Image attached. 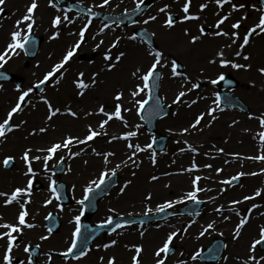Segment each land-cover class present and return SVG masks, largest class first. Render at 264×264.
Masks as SVG:
<instances>
[{"label": "snow or ice", "instance_id": "1", "mask_svg": "<svg viewBox=\"0 0 264 264\" xmlns=\"http://www.w3.org/2000/svg\"><path fill=\"white\" fill-rule=\"evenodd\" d=\"M59 0H48V3L51 7L56 8L57 12H61L62 10L57 6ZM209 2H213L217 6V11L215 15L217 19L215 20L214 24L211 26L214 30L209 31L208 27L201 23L198 25V34H192L189 28L184 29V35L189 38L190 44H197L201 41L203 37L211 36L212 38H220L224 37L227 38L221 46L217 48L214 54L207 60V64L209 66L218 65L219 68H231L235 70H251L253 65L251 63H241L238 62L237 59L239 58L243 61H249L251 59L250 54L246 52V47L250 45L251 38L253 36H260L264 34V7L257 9L260 11V15L258 18V22L253 24L252 26L248 27L243 34H241L240 29L242 27L243 21L248 18L247 13L245 12L241 15L238 19L231 23L230 28L231 31L225 30L221 27V25L225 24L226 21H229L232 14L234 12H239L242 9L246 8L245 3H235L233 0H205L199 5V11L197 13H193L190 11L192 0H183L181 11L183 12V16L177 17L175 13H173L171 9V5L169 3H164L162 7H159L156 11L155 15H148L147 18L143 19L142 23L144 25L149 24L150 22L157 21L158 17L163 14V26L166 29H173L177 23H184L188 21H199L201 19L200 13L204 12V10L208 7ZM6 0H0V13L4 12V5ZM261 3L264 4V0H261ZM230 5V9L228 12L221 14V11L225 5ZM110 5V0H101V3L95 5L98 8H104L105 6ZM145 0H136L135 4V12H142L144 10ZM255 9L256 5H252ZM38 8V0H31V2L25 6L24 14L14 22V30L10 31L9 39L3 49H0V68H3L4 64L8 62L12 56L20 55L21 51H25L27 46L30 43H34L32 39V34L34 30V26L36 25L37 21L35 19V12ZM125 13L128 12V9L124 10ZM89 13V18L86 23H84L78 32L70 33L72 35H77L79 38L66 50L63 54L61 59L54 63L51 67V70L46 72L43 76V79L39 80L38 83L34 86L38 89L41 93L44 91V88L41 87L42 85H46L47 82L54 80L55 82L59 83V78L64 75L66 71V65L71 60V58L76 53L77 49L81 46L82 43L85 42V33L87 32L89 25L92 23L91 17L99 16L100 13L93 11V8L89 7L87 9ZM109 19H113L109 17ZM122 19V18H121ZM72 24L74 23V19L70 18L67 11L63 12V15L56 14L52 17L50 24L53 29L51 34L49 35V40H55L60 36V26L62 24ZM133 23H138V21H133ZM110 27L109 24H104L102 28H100V32H104L105 29ZM142 36L145 39V42L148 45L147 48V55L150 57L149 64L144 67H136L134 71L130 73L131 77L133 78V85L131 88L127 89L128 95L130 100L127 102L131 105L128 107L125 103H123V99L125 96L126 89L121 88L113 93V107L111 110L106 109L105 104L100 103L98 104L97 108L94 111H84L83 115L85 117L92 116V115H102L105 117L104 119L100 120L96 127H93L92 124H88L86 126V131L83 137L79 135H73L71 133L61 137L59 140L52 142L50 145L46 147H37L35 148L36 153H41V155L33 154V148L25 147L21 159L24 163L25 170L23 171V176L26 178L25 183L22 186H15L11 192L0 191V197H3V204L5 206L11 205L16 203L19 206V211L16 216V222H3L0 223V240H5V244L0 246V264H14L17 261L16 256L14 255V249L20 246L19 237L23 235V231L25 228L33 229L37 227L35 223L29 222L27 217H29L30 213L27 208V205L31 203L32 200V193L34 187V180L38 175V171L34 169L33 163L36 161L42 162L43 172L47 175L51 172L49 167V162L53 161L56 158L57 153L64 151L67 153L69 159L81 156L85 153V148H80L79 151H73V147L77 145L88 146L89 142L95 141L97 137L100 136H108L106 131V126L109 124L110 121L113 119L118 120L122 123L125 129H130L126 131H122L118 136L112 135L109 137V143L112 141H124L126 149L128 150L126 153V158L122 159L120 163L116 164L112 168H108L107 166L112 163L111 157H114L116 154L114 151H97L95 147L91 148V152L93 155L97 157H101L103 163V169L99 172V175L96 179L88 180L87 184L84 186L83 189V197L80 200H77L76 203L80 205L79 214L74 215L71 220H69L70 224H74L73 231L71 233V238L68 246L58 253L59 256L63 257L65 261L68 260H76L79 261L80 259L86 257L91 249L87 245L88 237L84 238V241L81 242V234H82V222L81 219L84 216L85 208H86V201H89L91 196L90 194L98 192L102 190V186L106 183H111L112 178H115L117 175L118 169L122 166L127 167L131 164L133 167H139V163L137 162L136 157L139 153L151 150L153 144L155 143V138L152 139V142L147 143L145 145H141L139 143H134L133 138L138 136L139 129L141 127L140 124L136 125H129L128 119L123 115V113H127L135 110L136 115L139 117L140 120H145L146 117L144 115L145 112H148L147 119L151 120L154 116H162L167 117L168 111L165 108V104L163 103V98L159 96L153 95V90L158 89L159 84L155 83L158 82L163 73L158 70L163 69L165 67L170 66V77L171 78H178L179 88L174 96L172 101L175 105H184L191 108L195 105L199 100L208 99V97L196 94L195 98H188L189 93H195L197 89L201 87L200 77H193L191 76L184 68V65L179 63L176 58H172L171 60L165 55L162 49L152 47V39L151 37L155 36V33H149L147 29H142ZM95 38V37H93ZM121 37H116L114 42L111 44L110 48H115L119 43ZM131 40L137 39V34L133 33L132 36L129 37ZM239 42V43H238ZM103 44V41H100L99 44L96 45L97 48ZM233 45L236 46V49L233 52V56L235 58H229L226 54V49H232ZM125 52H119L115 57V61L119 63L122 58L125 57ZM104 60L107 63V69L111 71L116 65L112 63L113 57L111 55V51L108 50L104 53ZM201 74L206 72L204 67L199 69ZM256 71L261 75L264 76V66H259L256 68ZM84 73L81 72L78 74V78L73 81L75 88L77 89L78 96H84L85 91L89 89L90 85L94 86L97 81L95 79V74L93 78L89 82H85L83 79ZM0 78L4 77L3 73H0ZM208 82L212 85H216L220 81L225 80V73L224 72H217L215 77H207ZM155 81V82H154ZM229 84L232 81H228ZM2 87V85H0ZM17 89L20 90V85H17ZM33 92V87L27 88V90L20 91V94L13 106L10 107L8 112L6 113V117L0 120V143H4L8 139V135L17 131L24 126L27 121L20 120L18 123L13 122L14 114H19L24 111V107L29 102L26 98H29L30 93ZM143 94V95H142ZM215 99L212 100L211 105H209L205 111H200L198 114L193 115L192 119L189 121L186 127H182L179 130V135H192L193 132H202L204 127H210L213 122H215L219 117L217 113L222 112L224 109L221 107V96L219 92L213 94ZM139 97V98H138ZM40 100L46 106L47 113H46V121H53L55 117L58 115H67L75 119L80 118V113L76 110H73L71 106L64 107L63 111L60 107H55L45 96H40ZM227 102L231 104L232 98L227 97ZM154 101V103H152ZM151 105V106H150ZM35 107V105H33ZM170 107V106H169ZM175 115V113H173ZM207 119L206 124L202 125V121ZM249 119H258L259 126L262 129L258 132V137L261 142V145H264V113H261L259 116H255L253 113H248ZM238 120H232L231 125L238 124ZM54 125L45 124L44 126L40 127H33L29 132L28 135L35 136L38 134L47 133L49 127H53ZM99 129V130H97ZM171 132L172 130L169 129ZM183 144L186 147H182L179 151H191L193 153L198 152V148L193 146L187 140L183 141ZM215 149V154L211 152H205V156L211 155L213 159L216 158L217 154L224 153V148L216 147L213 145ZM228 156L232 157L233 159H248V160H255V161H262L264 162V152H261L258 155L254 156H245L242 157L240 153H228ZM16 157L14 155H5L2 160H0V164L7 169L14 163ZM151 163L155 165L157 163L156 160V153L152 152L151 155ZM65 160V156H59L58 160L56 161L57 165ZM85 164L88 163L87 160L84 161ZM225 164L230 163L228 159L224 160ZM200 165H198L195 160L192 161L191 165L188 168L181 169L183 172H193L199 171ZM204 168L211 169L213 166L212 164H204ZM69 172L71 171V167L67 169ZM215 173L219 175L223 168L216 167L214 169ZM264 173V167L257 172H237L235 175H232L228 178L220 180L218 183L220 185H226L228 187L234 186L236 183H239L241 177L243 176H256L258 174ZM135 175V173H133ZM164 175H170V173H164ZM209 177H202L201 175H196L191 180V190L185 192L181 197L176 200H165L162 204L157 205L155 208V212L157 213H164L167 209L173 208L176 204L183 203L185 201H191L194 204H201L202 201L199 198V193L202 192H212L213 189L211 187H201L199 182L202 179H208ZM152 181L159 180V177L156 175H152L150 177ZM131 181H125L124 184L119 188L120 194H124L126 189L128 188ZM243 185H241L242 187ZM62 188L63 185H58L56 179H52L49 176V185H48V192L49 197L43 201L44 206H48L53 202V200H60L61 193L58 190ZM75 185H72V188L75 189ZM167 187V185H166ZM227 189L225 187H220L218 195L222 194ZM264 193V188H257L251 195H243L241 199H233L229 201V207L227 211L229 213H234L238 217V222L235 224L233 232H232V239L236 241L241 238V234L245 226L249 223L253 210H257L262 205L257 203H252L250 207L246 209L244 213L240 211V209L236 206L244 203L245 201H252L255 200L256 197H260L261 194ZM145 201H150L152 199V193L149 192L144 197ZM209 201L214 202L216 200L215 196H209ZM58 207L63 210L62 205H57ZM110 212H114V209H109ZM226 211L225 206L223 204L218 205L214 212L222 217L224 221H228L231 219L230 215H224ZM153 212L152 208H147L144 215L147 216L149 213ZM197 215L199 213H196ZM259 215L264 216V212L258 213ZM52 217V213H48L47 216L44 217L45 220H50ZM2 219V217H0ZM133 223L132 220L126 219L122 224L117 223L115 227L111 228L112 232H115L116 229L122 228L123 226ZM143 223V221H141ZM196 223L195 220H190L188 224L183 228H174L172 231L166 233L165 238L162 240L161 244L154 248L152 252L153 257V264H166L169 256L171 254H175V245L174 240L176 238H183L184 234H187L188 229L192 226V224ZM113 224V217L109 216L107 219L100 223V227L111 226ZM159 227V225H157ZM209 230L215 231L216 230V221L213 220L206 225L201 226V230L198 233V237H203L206 233H209ZM52 227H47V235H41L39 239L41 241L48 240L50 235L52 234ZM142 236L144 235L143 232L140 233ZM220 236H223V233H219ZM117 244V240L113 239L110 240L108 243L103 245H97L96 247L103 248L105 250L115 246ZM258 246L261 249H264V224L258 225V231L256 236L253 237L247 246V252L244 256H237L235 260L238 261V264H264V255H258L257 249ZM36 249L40 248V244H36L34 246ZM220 247L227 249L228 245L225 243L221 246L216 248H210L209 251V258H215L216 254L219 253ZM33 245L31 243H24L23 252L26 254V261L27 264H34V257H33ZM131 250L133 254L130 257L131 264H142L143 261V251L144 246L143 244H133L131 245ZM203 254L202 249H198L194 251L190 255V259L192 261H196L201 255ZM46 256V261L44 264H52L53 262V253L50 250L49 252L44 253ZM183 256V253H180ZM224 261L229 259L228 256H221ZM101 264H104L105 257H99ZM116 258L115 256H110L107 258L106 264H115ZM18 264H25V260H19ZM176 264H187V261L183 259H178Z\"/></svg>", "mask_w": 264, "mask_h": 264}, {"label": "rangeland", "instance_id": "2", "mask_svg": "<svg viewBox=\"0 0 264 264\" xmlns=\"http://www.w3.org/2000/svg\"><path fill=\"white\" fill-rule=\"evenodd\" d=\"M8 1L9 0H6V3L4 6L7 10H10L11 7L9 5H7ZM40 1H44L48 6H50L48 3V0H40ZM70 1L71 2H78L85 7H91V8H94L95 4L101 2V0H70ZM156 1H160V0H154L152 7L156 6ZM196 1H197V3L205 2V0H192V5L190 8V11L193 13H197V11L195 10V8L198 6L197 4L195 5ZM30 2H31V0H27V1L23 2L22 7L24 8V12H25V6L27 4H29ZM237 2L238 1H236L235 3H237ZM129 3H131L130 8L127 6H124V7H119L118 9H114L116 7L115 5H111V6L109 5L106 7L107 11L106 10H104V11H106V13H107L108 11L111 12L114 9L113 13L111 12V14H113V15L122 14L125 12L124 11L125 9H128V11H130L133 4L135 6L136 0H129ZM182 3H183V0H181L179 2L180 9H181ZM252 5H256V8L253 9L251 14H249L248 18L245 21H243V22L247 23V26H246L247 28L258 22L257 20H252L251 17L254 14H258V15L261 14L260 11L257 10V9L262 8V6L259 4V1L258 0H252ZM57 6L62 10L61 12H59L60 15H63V12L67 11L69 17L73 18L74 21H77V25L75 27H73V29L71 30V33L78 32L80 27L83 25V19H78L76 14L68 11L63 4L62 5L58 4ZM162 6H163V4L160 5V7H162ZM49 8L53 11L51 15L58 14L56 8H53L51 6ZM151 8H150V10H148L149 12L147 11L145 13V15L152 12ZM171 11L173 13H175L178 18L183 16V12L181 14H179L173 10H171ZM244 13H245L244 9L240 10L239 12H234L232 14L229 22L230 23L234 22L236 19H238ZM36 17L37 16H36V12H35V18ZM163 19H164L163 14H161L160 20H159L160 21L159 24L161 26H163ZM214 22H215V20H214ZM214 22L209 21L208 23L205 24L208 27L209 31L212 29L211 26L214 24ZM179 24H182V23H177L176 26ZM199 24H201V23H199V21H193V23L190 24V25L194 26L197 33H198V25ZM103 25H104V23H102L99 20H92V23L89 25V28H88L87 32L85 33V38H86L85 42L83 44H81L79 49H77L78 52L76 53V56L73 58L76 63H84L82 66V69H84V71H86L87 73L92 71L91 69H93L95 60L97 58H100V57L104 58V53L108 50H110V51L112 50V48H110V46L114 42L115 38L121 37V35L115 34L113 32L114 29L123 30L125 33H127L128 39L130 36L133 35L135 29H147V31L149 33L154 32L153 30L149 29L147 26H145L142 23H141V25L138 23H135L134 26H130V27H126V28L121 27L117 24H113V25H110V27L108 29L104 30V32L101 33L99 30H100V28L103 27ZM176 26H175V28H173L171 30L167 29L164 31L167 33H169V32L173 33V31H176ZM69 27H70L69 24H66V23L62 24L60 26V32L65 33ZM188 27H189V25H188ZM246 27H244L245 30L247 29ZM244 29L241 27V29H240L241 34H243V32L245 31ZM98 34H100V35L98 36ZM32 35H34L35 37H41L43 39V42L41 44V46H42L44 43V40H45V38L42 36V34L35 33L33 31ZM71 36H72L71 41L69 43L70 45L67 48H69L79 38L77 35L71 34ZM93 37H95V38H93ZM254 38H255V36H253L251 39H254ZM129 40L134 43V46L143 47L147 51V48L142 45L140 40H138V39H136V40L129 39ZM154 40H155V48L162 49V50L166 51V49L164 48V44L161 41H159L158 36L156 34L154 36ZM100 41H103V44H101L100 47L97 48L96 45L99 44ZM169 49L167 50V52L169 54H172L173 53L172 49H170V50ZM235 49H236V46L233 45V48L230 49L228 52H226V54L229 56V58H235L232 55ZM65 50H67V49L62 50L55 58H53L52 60H49V63H47V64H42V62L39 60V54L38 53L34 59L28 60L25 57L23 51H21L19 57H17L16 62H14L13 65H12V61H11L9 64H6V65L4 64L3 68H0V70L22 76L25 80L23 89L27 90V88L32 87L33 85L37 84L39 80L43 79L44 74L46 72H48L49 70H51V67L53 66V64L58 62L61 59ZM176 59L178 60L179 63L184 65V68L187 71L188 69L185 66V61L183 59H179V58H176ZM235 59L238 60V58H235ZM169 60H171V59H169ZM238 62H239V60H238ZM205 63L206 62H203V61L202 62L197 61V65L194 66L193 72L191 73L190 70H188L189 72L188 71L187 72L193 77H200V81H205L209 85L208 87L210 90H209V92H207L208 99L198 101L200 103H203V102H207V103H203L206 105L204 107H201V108H197V109L190 108L189 111L187 112L188 113L187 117L184 118V122L179 121V122L175 123L176 125L174 126V129H172V131H176L177 134H179V130L182 127H186L188 125V123L192 119L193 115L198 114L200 111H205L206 108L209 105H211L212 100L215 99V96L213 94L216 93L217 90L213 86H211L212 84L208 82L207 77H213L214 78L217 72H224L225 74L228 73V72H226V70H227L226 68H219L218 70H212V71L206 70V72L204 74H201L199 69L201 67H204ZM144 67H146V65L142 66V68H144ZM82 69H78V74L81 73ZM165 70H170V66L165 67L163 69H159V71H161L163 74H164ZM229 74L231 76H233V78L235 80H237V83H238L236 90H234L231 93L234 96L240 98L245 104H247V106L249 108V112L253 113L255 116H259L261 113H264V87H262V84L257 81L256 76H253V75L249 76L250 72L242 70V69L241 70H234L233 69L232 71H229ZM63 78H64V75L59 78V81L63 80ZM162 83H163V76L161 77V80H160V95L163 98L164 104L170 106L171 111L169 112L167 118H165V119L162 118L156 124V134L157 135H164V134L168 135L169 136V142H168L167 148L164 150V152L156 153V160H157L156 166L158 165L159 159H163V160L166 159V161H169V160L175 161V159H176V157L173 156L175 153L174 143H173L174 138L172 137V135H170L169 129L173 126V124L171 123L172 121H174L173 113L176 114V109L173 108L174 104L172 103V100L174 99V96H175V94L179 88L180 81L178 78H172L171 87L173 89L171 90V94L169 96L170 99L165 98L163 96L162 90H161ZM0 85H2V87H0V120H2L3 118H5L6 113L10 109L11 105L15 104L20 93L14 87H13V89H11L9 87V84H0ZM251 85H254L255 90L253 88H251ZM63 88L64 87H62L59 83L55 82L54 80H51V78H50L49 85L44 89V91L41 94L34 95V94L30 93L29 103L24 108V111L22 113H19V114H14V116H13V122L18 123L20 120H25V121H27V123L24 126H22L21 129L14 131L13 133H10L8 135V139L6 142L0 143V160H2V158L5 155H14L16 157V159L20 158L25 147L33 148V154L41 155V153L35 152V148L46 147V146L50 145L52 142L59 140L61 138V137H57L56 134L53 133L55 130H53L52 128H54L55 126L56 127L65 126V127L75 129L74 135H79L82 138L83 135L85 134L86 126L89 123L92 124L93 127H96L98 122L105 118L102 115L95 116V117H94V115H92L94 117L93 120H90V122L85 123V124H81V125L78 124L79 126L76 123H71L70 120L73 121L76 119L72 118L70 116H67V115H58L57 117H55L53 119V121H46L45 117H46L47 109H46V106L43 103V101L40 100V96L47 97V99L55 107H60L62 109V111H63L64 107H66V106H71L73 108V110L77 111V107H75V105L72 104L73 102L71 100L68 101L67 93L65 92V90ZM119 89L120 88L118 87V88H113L112 90H109V89L103 90L102 98L105 99L106 97H112L113 93ZM76 93H77V89H75V92L73 93L72 96H74V94H76ZM95 93H96V90L91 93V95H93V98H91L88 101V103L91 105L92 108L96 109L98 104L102 103V98L100 96H95ZM196 94H199L198 89L195 91V93H189L188 94L189 96L186 99L195 98ZM2 96H4V97H2ZM203 96H205V94H203ZM33 105H35V107H33ZM109 108L110 107L106 106V109L111 110V108L110 109ZM248 113L247 114H241L240 112L237 113V112H232V111H229V112L228 111H225V112L222 111V112H219V116H221L222 118H224L227 121L228 127L235 128L237 126L240 127L243 122H246L248 120H252V119H249ZM134 115L135 116L131 117V120H132L134 125H136V124L141 125V127L139 129L140 140L138 143L143 146L147 143H150L152 141V139L155 138V136L147 135L146 132L144 131L143 125H142L139 117L136 115L135 111H134ZM234 119L238 120L239 123L236 125L230 126L232 120H234ZM253 119H255V118H253ZM255 120L258 121V119H255ZM45 124H50V125H54V126L52 128L49 127V129L50 128L51 129L48 130L47 133L38 134L35 136L28 135V132L33 127H40V126H44ZM71 124L74 126H72ZM116 124H119V126H122V123L118 120H115V119H113L112 121L109 122V124L106 126V131L108 134L115 129V127L117 126ZM202 124H203V122H202ZM241 127H243V126H241ZM54 129H56V128H54ZM77 129H79V132ZM209 129L210 128H208V127H204V130L202 132H193L192 135H187V134L181 135L185 140H187L193 146L197 147L198 148L197 153H200L199 159H198V157L195 156L196 158H191L190 160L187 159L186 161H183V164L180 165L181 169L188 168L191 165L192 161L195 160V162L198 165H200L201 167H200L199 171H193V172L198 173L202 177H209V179H213L215 186H210L211 183L208 182L209 181L208 179H203L204 181L199 182L201 187H211L213 189V191L207 192L206 193V195H208L207 197L205 195L203 196V195L198 194L200 200L202 201L201 208L197 212V213H199L198 215L194 214L193 216H190V217L178 215L175 218L166 220V221H171V222L175 223V226H178V224L180 223L179 227L173 226L175 228L183 229L188 224V222L190 220L196 221V220H198L197 219L198 217L203 218V219L208 218L209 217L208 215L211 212H208L205 210V201L208 200L209 196H215L218 201L233 200V199L239 200V198L241 196L251 195L255 191V189H257L255 187H251V186L249 187V186H246L244 184L245 176L241 177L240 182L235 184L232 187H228L226 185H220L218 183L220 180L228 178L232 175H235L237 172H240V171L247 172L248 170H249V172H251V171L255 170L254 169L255 167L253 164L242 166V164H239L240 162H238L237 160H234L232 157L227 155L228 153H238L239 152L237 150L238 147L241 146L239 137L231 136L229 138H226L222 142L219 139H215L213 142L205 144L203 142L205 139V133L208 132ZM97 130H99V129H97ZM117 130H118V134H120L122 131H126L128 129L120 127V129H117ZM71 134H73V133H71ZM19 135L20 136L24 135L26 138L27 137H29V138L26 140H23V139L20 140V139H18ZM137 138H138V136L136 137V139ZM38 140H42V141H40V144H39ZM33 141H35V142H33ZM108 141H109V137L97 138V139H95V141L90 142L88 146H81L80 147V148H82V147L85 148V153H83L81 156L84 157L86 154L89 153L90 158L89 157L88 158L96 160L98 162V164L95 167L96 169L88 172V174L90 175L89 178L83 180L82 182H79L81 184H80V186H78V188L83 190L84 186L87 184L88 180L96 179L99 175V172L104 167L101 157H97V156L92 154V152H91L92 147H95L97 149V151H114L115 152L116 155L114 157L110 158L112 163H110L107 166L108 168L114 167L116 164L120 163V161L122 159L126 158L127 150L126 151H119L116 148L119 144H121L126 149L124 141L117 140V141H112L111 143H109ZM256 142L258 144H261L260 140H256ZM223 144H227L228 147L224 148V150H225L224 153L217 154L215 159H213L211 155H209V156L204 155L205 152H211V153L215 154V149L213 148V145H215L218 148L219 147L223 148V146H224ZM72 150L73 151H79L80 149H77L75 146V147H73ZM152 152H153L152 150L146 151V157H147L146 163H147V165H149L148 159H149V162L151 161L150 158H151ZM261 152H264L263 146H259L258 148H255V149L251 150L250 152H245L244 157L245 156L258 155ZM191 153L193 154V152H191ZM61 155L65 156V155H67V153L64 151L58 152L56 158H54L53 161L49 162V166L51 164H54L58 160L59 156H61ZM188 155H189V153H188ZM81 156L73 158L74 161H76V159L80 160L82 158ZM65 158H66V160L69 159L68 156H65ZM225 159H228L230 161V163L225 164L224 163ZM85 160H87V159L84 158L83 161L80 163L81 166L86 165L84 163ZM150 164L153 167V164L151 162H150ZM204 164H212L213 167L211 169L204 168L203 167ZM90 166H93V165H90ZM131 166L132 165L129 164L127 167L122 166L120 169H118L117 174L119 175V180H118L117 187L114 189V192L113 191H112L113 193L111 192L112 194H115V193L119 194L120 193L119 188L126 181L127 169ZM149 167H150V165H149ZM216 167L223 168V171L219 175H217L214 171V169ZM259 167L260 168L264 167V163L259 165ZM182 172L183 171L178 173L176 170L172 169V170H169L166 172L164 171L163 173H161L160 178L166 182L164 187L166 185L171 186L170 189L172 191L180 189V186H182V184H178V182L172 181L171 179H172V177H174L176 175L182 174ZM130 173H132V172H130ZM164 173H170V175H164ZM47 179H49V177ZM191 180L189 181V183L186 186H184L185 190H183L182 193L176 194L175 196L168 195V196H163V197H157V198L153 199L152 201H150L149 204L142 205L141 208H135V207L132 208L131 206L130 207L128 206V203L126 201L124 203V199H123L124 197L123 196L125 194H121L122 195L121 196L122 201H121L120 206H113L112 205V203H114V197L111 196L112 195L111 193H110L111 197H109L107 200H105V202L103 204H105V205L110 204V206L112 208H117V209H114L115 210L114 212H111L113 215H137L138 217L145 216L144 213H145L146 209L150 207L153 209V212L149 213L146 217H151V216H154L156 214H159V213L155 212V208L157 207V205L162 204L165 200H176L179 197H181L185 192L191 190V187H192ZM241 185H243V186L241 187ZM44 187H45V189H47L46 191L48 192L47 185H44ZM220 187H225L227 189L224 193H222L224 195V198L222 196L218 195ZM80 195H81L80 191L75 194V196H78V197ZM47 198L48 197H46L45 199H47ZM255 202L259 203V204L261 203L264 206V193H262L260 197H256ZM190 203H193V202L185 201L183 203L176 204L173 208L167 209L166 211L177 210V209L182 208V207H184ZM100 208L102 209V207H100ZM104 208H105V206H104ZM245 211H243V213ZM107 212H109V211L108 210H102V211L98 212V215H102V216L99 217L97 215L96 219L102 220L105 216H107ZM224 215H230V213L228 211H225ZM217 217L219 219H221L222 222H224L222 217L219 216L218 214H217ZM33 220H34V218H33ZM179 220H181V221H179ZM166 221H159V222L149 221V222L138 223V224H134L132 226H129L120 232L103 236L102 238L97 239L96 242L89 247L91 249V251L88 253V255L86 257L80 259L79 261L61 260L59 258L58 253L52 252L53 253V262L52 263L53 264H101L99 257L103 256V257H105L104 264H106L108 257L115 256V258H116L114 251H116L122 245H125L126 251L129 252V255L131 256L133 254V252L131 250V245L142 244V242L140 240H141V238L143 239L145 237L144 235L146 234V231L149 228L151 229L153 227H156L157 225H159L158 223H164ZM225 223H228L231 227V226H234L236 224V221H226ZM192 226H193V224H192ZM192 226L188 229V232L190 231V229H192ZM134 229L137 231V234H133ZM172 230L173 229H171L169 231H172ZM199 230H200V228L197 229L196 232H198ZM215 231H216V234L210 241L201 245L200 247H196V248L194 247L192 251L194 252L198 249L204 250L207 246H209L211 244V242L214 239H220L224 244L225 243L228 244L227 241L223 238V236L219 235V233H221L222 230L216 229ZM257 231H258V228L252 234V236L249 237V239H252L253 237H255ZM141 232L144 233L143 236L140 234ZM165 236H166V233H164V235L161 236V238H160L161 242L165 238ZM113 239L117 240V244L115 246L107 249V250L103 249L102 247L99 249L96 247L97 245H103L105 243H108L110 240H113ZM128 242H129V245H128ZM161 242L158 245H160ZM175 244H176V239L174 240V245ZM225 251H226V249L223 250L222 256L224 255ZM177 252H178V249L175 246V254H171L169 256L168 260L166 261L167 264H176V262H175L176 260L174 258L176 257ZM44 253H46V252H41L39 254L40 260H46V256L44 255ZM257 254L258 255H264V250L262 251L258 247ZM14 255L17 258V261L14 262V264H18L19 260H25V264H27L26 254L24 252H14ZM129 255H128V258H129ZM221 260H222V258H220L218 262L213 263V264H218ZM195 263L196 264H203L202 262L199 261V259H197L195 261ZM115 264H117V258H116Z\"/></svg>", "mask_w": 264, "mask_h": 264}, {"label": "bare ground", "instance_id": "3", "mask_svg": "<svg viewBox=\"0 0 264 264\" xmlns=\"http://www.w3.org/2000/svg\"><path fill=\"white\" fill-rule=\"evenodd\" d=\"M27 0H9L8 4L11 9L7 10L4 7V12L0 13V49H3L8 42L9 39V33L10 31L14 30V22L15 20L19 19L23 14H24V8L22 7L23 2ZM181 0H160L156 1V6L152 7L151 13H148L147 15H143L139 18L138 24L141 25L143 19L147 18L148 15H155L157 9L160 7L161 4L164 3H169L171 5V9L179 14L182 13L180 9V2ZM237 3H245L246 8L244 9L247 15L251 14L252 10L254 9L252 7V0H233V2ZM198 5L195 10L198 12L199 11V5L201 3L195 2V5ZM28 5V4H27ZM115 5L116 7L114 9H118L119 7H124L127 6L130 8L131 3H129V0H110V6ZM44 1L38 0V8L36 10V25L34 26V32L35 33H40L42 36L45 38L43 45L39 49V60L42 62V64H47L49 63V60H52L55 58L62 50L68 49L67 47L70 45L71 41V30L73 27L77 25V21H74V23L69 24L70 27L67 29L65 33L60 32V36L55 39V40H49V35L53 31L50 21L54 15L52 14V10L49 8ZM23 8V9H22ZM113 9V10H114ZM230 9V5H225L224 8L221 11V14H224L228 12ZM113 10L111 11L113 13ZM217 11V6L214 5L212 2H209L208 7L204 10V12L200 13L201 19L199 20V23H208L209 21H213L217 19V16L215 15ZM110 12V11H109ZM110 12V13H111ZM149 12V11H148ZM60 14V13H58ZM161 16V15H160ZM160 16L158 17L157 21L150 22L149 24L145 25L149 29L153 30L155 34L158 36L159 41H161L164 44V48L166 49L163 50L165 55L168 57V59L172 58H179L183 59L185 61V66L190 72L192 73L194 70V66L197 65V61L199 62H206L204 65V68L206 70H217L219 69L218 65H212L209 66L207 64V60L214 54V52L217 50L219 46H221L225 41H227V38L220 37V38H212L211 36H206L201 39V41L195 45L189 43V38L184 35V29L188 27L191 30L192 34H198L196 32V29L194 28L193 25H190L193 23V21L189 22H184L182 24H179L176 26V31H173V33H167L164 30H167L165 27L161 26L159 24ZM259 15L254 14L251 19L252 20H257L258 21ZM143 24V23H142ZM231 23L229 21H226L225 24L221 25L225 30L231 31L230 28ZM247 26V23L243 22L242 23V28ZM175 28V27H174ZM247 28V27H246ZM214 29L212 28L210 31H213ZM245 30V29H244ZM243 30V31H244ZM113 32L115 34L121 35V39L117 46L115 48H112L111 50V55L113 57V60L111 61L114 63L116 66L109 71L107 69V63L104 58L100 57L95 60L94 67L91 69L92 71L87 73L82 69V66L84 63H76L73 59L68 62V64L65 66L66 71L64 72V78L63 80L59 81V84L64 87L63 89L67 93L68 96V101L71 100L73 105L77 107V111L80 113V118L76 120H70L71 123H76L77 125L85 124L90 122V120H93L95 116L99 115H94L93 116H88L85 117L83 115L84 111H94L95 108H92L91 105L88 103V101L93 98V95L91 93L96 90L95 96H100L102 98V92L105 89L112 90L113 88H124L126 89L125 91V96L123 99V103H125L128 107H131L130 104L127 102L130 100V97L128 95L127 89L131 88L133 85V78L131 77L130 73L135 70L136 67H141L144 65H148L150 61V57L147 55V51L143 47H138L134 46V43L130 41L127 38V33H125L121 29H114ZM239 43V42H238ZM179 46H178V45ZM172 49L173 53L169 54L167 52L168 49ZM169 49V50H170ZM230 49H226V52H228ZM125 52V57L122 58V60L117 63L114 59V57L119 53V52ZM66 52V50H65ZM64 52V53H65ZM77 52V51H76ZM246 52L250 54L251 59L249 61H243L238 58L239 62L241 63H251L253 65L251 70H248L250 72L249 76H256L257 81L262 84V87H264V76H261L257 71L256 68L259 66H264V34L260 36H255L254 39H251L250 45L246 47ZM76 54V53H75ZM17 57L12 56L11 59L8 60L6 64H9L12 61V65L14 62H16ZM14 60V61H13ZM5 64V65H6ZM78 69H82L81 72L84 73L83 79L85 82H89L92 78L93 75L95 74V79L97 83L94 86L89 87L85 91L84 96H78L77 94L73 93L75 92V85L73 84V81L78 78ZM159 70V68H158ZM187 70V71H188ZM227 71V70H226ZM189 72V71H188ZM171 80L172 78L170 77V70H165L163 74V83H162V94L165 98L170 99V94L171 90L173 89L171 87ZM256 81V82H257ZM201 83V88L198 89V92L200 95L203 96L205 94V97L208 96L207 92H209V85L205 81H200ZM251 88H254V85H251ZM252 89V90H253ZM8 92V91H7ZM189 96V95H188ZM4 97V96H2ZM113 97V96H112ZM112 97H106L105 99L102 98V103L105 104V106H108L112 109L113 107V99ZM187 97H185L186 99ZM205 100V99H204ZM173 101V100H172ZM207 103V102H203ZM200 102H197L195 105H193L191 108L192 109H197L204 107L206 104H203ZM199 106V107H198ZM109 108V109H110ZM173 108L176 109V114L174 115V121L171 123L173 126L170 128L171 130L174 129V126L176 125V122H184V118L187 117V112L189 111V107H186L184 105H173ZM125 117L129 121V125H134L131 117L135 116L134 115V109L130 112L123 113ZM218 119L212 123V125L208 128L209 131L205 133V139L204 143H210L213 142L215 139H219L221 142L224 141L226 138H229L231 136L233 137H239L240 139V144L241 146L238 147V153L241 154L242 157H244L245 152H250L251 150L258 148L259 146H263L261 144H258L256 140H259L258 137V132H260L261 128L259 126V122L255 119L248 120L246 122H243L241 126L243 127H235V128H230L227 126V121L219 116V113H217ZM207 117L205 118V121H202L203 126L207 122ZM72 125V124H71ZM78 125V126H79ZM117 125V126H116ZM115 129L111 131L108 135L109 136H100L97 138H105V137H110L112 135H119L118 130L120 129L119 124H116ZM74 126V125H72ZM124 128V127H123ZM66 129L65 126L57 129L54 131V134H61L62 130ZM79 131V129H77ZM130 130V129H128ZM170 135L174 138V157H176L175 161L169 160L166 161L163 159L158 160V165L156 166L153 165L151 166L149 159L148 163L150 165H147L146 163V151L141 152L138 154L136 157L137 162L139 163V167H129L127 169V174H126V181H131V184H129L128 188L126 189V192L124 193L125 195L123 196L124 198V203L125 201L128 203V206L130 207H135V208H141L142 205L144 204H149L150 201L157 197H163V196H175L176 194H180L185 190V187L189 181L194 178V176L199 175L198 173L195 172H182V174L176 175L172 177V181L178 182V184H182L180 186V189H177L175 191H172L170 189L171 186H165L166 184L165 181H163L161 177V173L164 171H169V170H176L178 173L181 172V167L180 165L183 164V161H186L187 159L191 158H200V153H191V151H185V152H180L179 149L182 147H186L183 144V141L185 140L181 135L177 134L176 131H171ZM29 137L23 136H18V139H23L26 140ZM96 138V139H97ZM140 140L139 132H138V138L136 137L133 138L134 143H138ZM228 140V139H227ZM226 140V141H227ZM39 144L40 141L38 140ZM35 142V141H33ZM32 142V143H33ZM202 142V143H203ZM223 148H227V144H223ZM117 150L119 151H126L127 149L124 148L121 144H119L117 147ZM128 151V150H127ZM189 153V155H188ZM191 153V154H190ZM196 156V157H195ZM82 158L76 159V161H71L72 166H71V171H67L68 176L67 179L70 180L71 183L75 182H82L83 180L89 178L88 172L93 171L96 169L95 167L97 166L98 162L94 159H89L90 154H86L84 157L81 156ZM89 157V158H88ZM86 158L88 163L86 165L81 166V162L83 159ZM231 160V159H230ZM240 162L239 164H242V166L246 165H254V169L251 172H257L259 173V170L261 169L259 165L263 164L264 162L262 161H255V160H248V159H234ZM232 161V160H231ZM37 162V161H36ZM35 163V162H34ZM93 165V166H90ZM24 168L21 166V163L19 160L16 159V162L14 164V167L10 171H2L0 169V175L2 176V180L4 182L11 181L14 182H21L22 177L21 174ZM132 172V173H130ZM249 172V170L247 171ZM135 173V175H133ZM152 175H156L159 177V180L157 181H152L150 177ZM13 177V179H12ZM209 180V181H208ZM208 182L211 183L210 186H215L214 180L208 178ZM201 181H204L203 179ZM200 181V182H201ZM244 184L246 186H251L255 188H264V174H258L256 176H245L244 179ZM182 190V191H181ZM181 191V192H180ZM151 192L152 193V199L150 201H145L144 197L147 193ZM207 192H202L199 193L200 195H206ZM224 198L223 194H219ZM242 196L239 198L241 199ZM121 201L119 198L114 201L115 206H120ZM229 201L230 200H223V201H218L217 199L212 202L209 200L205 201V210L208 212H211L208 216V218H200L198 217L196 220V223L193 224L192 229H190L187 234L183 235V238H176V244L175 246L178 249V252L176 254V257L174 258L176 261L178 259H183L187 261V264H196L195 261H192L190 259V255L192 254V250L195 247H200L201 245L207 243L210 241L216 234V231L209 230V233H206L203 237H198V233L201 230V226L206 225L207 223L215 220L216 221V229H221V233H223V238L227 241V249L224 252L223 256H228L229 259L227 261H224L223 259L218 263V264H238V261L235 260V257L237 256H244L247 252V246L248 243L251 239L249 237L252 236V234L256 231L258 228V225L264 224V216L259 215L258 213L264 212V206L260 207L257 210H253V213L251 215L249 223L245 226V228L242 231L241 238L233 241L232 239V232L234 229V226H231L228 223H225L226 221L222 222L221 219L217 217V214L214 212V209L218 206L223 204L225 206V209L227 211L229 207ZM259 202V201H258ZM252 203H256L255 200L252 201H245L244 203L236 206L240 209V211L243 213L248 207L251 206ZM259 204V203H257ZM14 205L11 207H0V211H6L7 214H10L11 211L13 210ZM73 207H70L69 209H72ZM245 209V210H244ZM106 210V208H104ZM42 211L43 207L39 203L33 202L31 204V213L30 216L34 218L33 222H36V225L38 228H40L41 225V220H42ZM68 212H65L62 214V225L59 230V232L50 238L47 242H43V252H49L50 250H57V247L62 244L66 231H67V223L69 222L68 219ZM231 219L228 221H236L238 222V217L234 213H230ZM181 221V220H179ZM159 227H153L149 228L146 231V234L144 235L145 237L142 239L141 242L144 246V251L142 253L143 255V261L142 264H153V257H152V252L155 247L158 246V244L161 242L160 238L164 233H167L169 230L174 229L175 227H179L180 223L178 226H175V223L171 221H166L164 223H158ZM175 226V227H173ZM200 230L198 232L197 229ZM133 234H137V231L134 229ZM135 239V238H134ZM129 245V242H128ZM115 252L116 258H117V264H131L130 260V255L129 252L126 251L125 245H122L120 248H118ZM180 253H183V256L180 255ZM129 255V258H128ZM175 261V262H176ZM167 264V263H166Z\"/></svg>", "mask_w": 264, "mask_h": 264}, {"label": "water", "instance_id": "4", "mask_svg": "<svg viewBox=\"0 0 264 264\" xmlns=\"http://www.w3.org/2000/svg\"><path fill=\"white\" fill-rule=\"evenodd\" d=\"M148 5H149V1H147V2L145 3V5H144V9H145ZM138 13H139V12H135L134 14H133V13L129 14L128 17H127V19L123 21V24L132 23L133 20H134V18L137 16ZM141 33H142V31H140V32L138 33V35H141V36H142ZM30 45H31V44H30ZM35 49H36V48H35V43H33L32 46H31V48H30V51H28V54H29L30 56H33L34 53H35ZM154 82H155V81H154ZM224 82H226V80H225ZM155 83H157V82H155ZM156 90H157V89H154V90H153V95H154V96H156ZM234 102L239 103V106H240L242 109L245 110V108L243 107V105H241V103H240L238 100H235V99H234ZM152 103H154V101H153ZM147 117H148V116H146L147 127H148L149 129H152V128H153V122L155 121L156 116L152 117L151 120L147 119ZM164 141H165L164 139H160V140L158 141V143L160 142L161 147L164 145ZM83 232H84V231H83ZM84 233H85V232H84ZM221 245H222V243H221L220 241H214V243L212 244V246H210V247H209V248H208V249H207V250H206V251L200 256V259H201L202 261H204V262H215V261H217V260L219 259L220 255H221V252H222L223 247H220L219 253L216 254L215 258H209V251H208V250H209L210 248H216V247L221 246Z\"/></svg>", "mask_w": 264, "mask_h": 264}, {"label": "flooded vegetation", "instance_id": "5", "mask_svg": "<svg viewBox=\"0 0 264 264\" xmlns=\"http://www.w3.org/2000/svg\"><path fill=\"white\" fill-rule=\"evenodd\" d=\"M10 221V218L9 217H7L6 218V220H5V222H9Z\"/></svg>", "mask_w": 264, "mask_h": 264}]
</instances>
